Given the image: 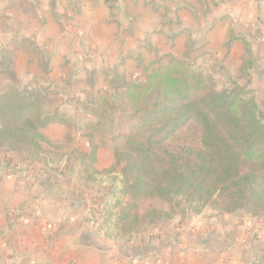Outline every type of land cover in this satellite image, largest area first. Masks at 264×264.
<instances>
[{"label":"trees","instance_id":"obj_1","mask_svg":"<svg viewBox=\"0 0 264 264\" xmlns=\"http://www.w3.org/2000/svg\"><path fill=\"white\" fill-rule=\"evenodd\" d=\"M145 75L98 96V132L122 144L111 168L97 167L95 146L87 153L70 137L46 136L50 124L68 123L46 114L42 93L0 95V151L67 175L88 196L101 237L119 245L143 241L209 206L264 220V119L246 87L217 90L180 60L151 63Z\"/></svg>","mask_w":264,"mask_h":264},{"label":"crops","instance_id":"obj_2","mask_svg":"<svg viewBox=\"0 0 264 264\" xmlns=\"http://www.w3.org/2000/svg\"><path fill=\"white\" fill-rule=\"evenodd\" d=\"M258 1L75 0L80 14L73 22L66 14V0H0V35L9 37L5 40L11 46L0 58L37 60L35 52L39 50L43 53L39 59L64 60L68 32L73 26L80 29L77 32L91 36L100 35L104 29L119 33V21L129 17L135 25L159 21L158 28L164 24L183 28L175 38L184 34L187 39L193 37L191 42L198 43L197 50H204V55L212 53L211 47L216 44L226 53L236 40L229 31L218 40L215 37L232 22L239 25L247 14H264V1L261 5ZM7 4H11L9 8ZM129 13L133 16H128ZM117 35L111 34V38ZM24 43L31 48L23 47ZM12 154L21 164L0 158V264H252L254 261L251 254L258 236L248 227L252 223L236 214L219 220L201 214L192 220L175 221L170 229L156 231L132 245L106 241L93 221L88 196L75 189L67 175L28 165ZM61 177L66 184L56 188ZM18 209L25 212L19 219L8 218L9 211Z\"/></svg>","mask_w":264,"mask_h":264},{"label":"rangeland","instance_id":"obj_3","mask_svg":"<svg viewBox=\"0 0 264 264\" xmlns=\"http://www.w3.org/2000/svg\"><path fill=\"white\" fill-rule=\"evenodd\" d=\"M259 1L258 4L261 5L264 0ZM77 4L75 0H66L64 3L66 14L73 19V22H76L75 17L80 14ZM10 5L7 4V8ZM112 6L116 7L115 4ZM162 14L168 17L164 11ZM128 16L133 14L129 13ZM119 23L121 25L119 33L104 29L97 36L81 34L77 32L80 29L73 26L68 32L67 58L64 60L39 59L43 54L39 50L35 52L37 60L0 58V95L11 89L20 93H42L48 99L46 114H56L68 123V125L50 124L44 130L46 136L62 142H66L70 137L87 153H90L95 146L98 149L97 167L101 170L114 165L116 147L122 144L109 132H98V129H102L96 126L99 120L94 112V108L98 105V96L102 92L116 94L123 85L145 79V68L151 63L168 65L173 60L183 61L191 69L202 73L220 91L234 89L235 85L246 87L248 97L255 98L264 119V14L262 12L247 14L239 25L232 22L229 28L221 29L220 35L215 37V40L229 31L236 41H232L226 53L222 46L216 44L211 47L213 52H205L206 55L202 54L204 50H197L198 43L191 42L193 37L187 39L184 34L175 38L180 30H184L183 28H172L165 24L158 28L159 21H149L147 26L135 25L130 17ZM111 34L119 35L113 39ZM5 39L9 37L0 35V54L11 48ZM23 47L31 48V45L24 43ZM205 50L211 51L207 47ZM0 158L10 159L17 165L21 164V160L8 151H0ZM59 180L56 182V188L66 184L64 178L61 177ZM130 202L131 200H128V203ZM36 204L39 206V203ZM18 211L20 218L24 210L18 209ZM201 214V216L206 214L214 220L230 215L214 206H209ZM235 214L243 221L251 222L252 225L248 227L258 236L251 254L254 259L252 264H264V220L254 218L243 211ZM197 216L185 214L176 221L192 220ZM12 218L19 219L13 216Z\"/></svg>","mask_w":264,"mask_h":264},{"label":"built area","instance_id":"obj_4","mask_svg":"<svg viewBox=\"0 0 264 264\" xmlns=\"http://www.w3.org/2000/svg\"><path fill=\"white\" fill-rule=\"evenodd\" d=\"M9 213H10L11 216L16 217V216H18V214L20 213V211H18V210H16V211H10Z\"/></svg>","mask_w":264,"mask_h":264}]
</instances>
